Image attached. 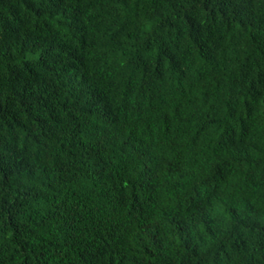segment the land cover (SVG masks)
<instances>
[{
    "label": "trees",
    "instance_id": "trees-1",
    "mask_svg": "<svg viewBox=\"0 0 264 264\" xmlns=\"http://www.w3.org/2000/svg\"><path fill=\"white\" fill-rule=\"evenodd\" d=\"M0 264H264V0H0Z\"/></svg>",
    "mask_w": 264,
    "mask_h": 264
}]
</instances>
